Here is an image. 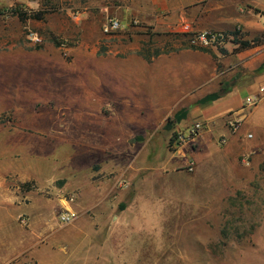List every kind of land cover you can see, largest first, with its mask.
Returning <instances> with one entry per match:
<instances>
[{
  "label": "rangeland",
  "instance_id": "1",
  "mask_svg": "<svg viewBox=\"0 0 264 264\" xmlns=\"http://www.w3.org/2000/svg\"><path fill=\"white\" fill-rule=\"evenodd\" d=\"M229 3L38 0L28 10L0 0V183L15 203L73 196L131 219L119 227L122 251L105 250L103 264H264V158L216 153L192 172L173 168L176 112L155 111L168 102L177 55L231 43L194 40L224 32ZM110 17L121 28L104 34ZM105 126L125 137L104 142ZM74 157L86 158L82 168Z\"/></svg>",
  "mask_w": 264,
  "mask_h": 264
},
{
  "label": "crops",
  "instance_id": "2",
  "mask_svg": "<svg viewBox=\"0 0 264 264\" xmlns=\"http://www.w3.org/2000/svg\"><path fill=\"white\" fill-rule=\"evenodd\" d=\"M229 6L231 13L219 14V30L240 27L243 39L248 40L264 31V0H230ZM161 11L164 9H157ZM233 48L232 43L225 44L224 54L215 50L212 54L184 50L177 55L181 58L177 70L178 65L174 64L166 68L174 69V81L168 85L166 107H155V111L176 112L173 135L195 122L203 125L193 144L171 157L173 168L180 169L193 155L195 166L201 162L200 157L212 158L216 153L222 156L228 153L235 162L244 156H252V160L264 158V97L255 106L244 103L245 98L258 96L259 87L264 85V47L237 53H232ZM176 78L185 81L182 83ZM220 90L223 94L215 97ZM153 96L152 102H155L160 92ZM103 135L104 142H119L125 137L123 127L113 126H105ZM73 160V169L82 168L80 165L86 158L74 157L69 162ZM31 165L26 161L21 167L37 168ZM9 192V186L0 183V264H103L107 260L105 250H112L114 255L119 249L122 251V244L118 242L122 237L119 227L132 223L123 214L111 215L109 208L104 213L106 206L101 212L98 209L101 203L92 200L79 205L58 198L44 199L36 206L18 205ZM64 208L78 213L70 225L58 222V213ZM86 210H94L95 218L87 216ZM22 215L28 217L25 216L26 228L17 222ZM8 218L12 220L10 230H7Z\"/></svg>",
  "mask_w": 264,
  "mask_h": 264
},
{
  "label": "built area",
  "instance_id": "3",
  "mask_svg": "<svg viewBox=\"0 0 264 264\" xmlns=\"http://www.w3.org/2000/svg\"><path fill=\"white\" fill-rule=\"evenodd\" d=\"M17 6L28 8V10H31L32 6L36 4L38 0H14ZM121 28L120 22L115 18H107L105 22L102 25V32L104 34H110L113 32L118 31ZM223 34L222 33H201L197 37H195V41H199L203 44H214L222 42L223 40ZM28 39L31 41L40 42V38L37 37L35 34L31 33L28 35ZM264 97V85L260 86L258 89V96L253 97L249 96L245 98L244 103L245 105L251 107L255 106L262 98ZM233 129L236 128L234 124L231 125ZM203 129V125L201 122H195L192 125H190L185 131L183 132H176L172 136L171 141V147L175 151H180L184 149L186 146L192 145L193 142L197 139L200 132ZM251 137V136H248ZM223 142V141H222ZM244 164L248 165V162L243 161ZM185 168L188 172H192L194 169V162L190 159L187 160L185 163ZM67 203H74V197L71 196L68 199H66ZM78 217V213L73 211L69 208H64L58 213V222L60 225H70L76 218ZM20 223L23 226L28 225L27 218L23 217L20 219Z\"/></svg>",
  "mask_w": 264,
  "mask_h": 264
},
{
  "label": "trees",
  "instance_id": "4",
  "mask_svg": "<svg viewBox=\"0 0 264 264\" xmlns=\"http://www.w3.org/2000/svg\"><path fill=\"white\" fill-rule=\"evenodd\" d=\"M223 41L229 40L230 42L233 44L234 48L232 50V53H237V52H241L247 49H251L254 47H258V46H263L264 47V31L252 38V39H243V33H241V29L240 27H236L234 30L232 31H224L223 33ZM188 48V46H186ZM193 49H196L195 47H190ZM200 50V49H197ZM201 51H205L203 49H201ZM206 52V51H205ZM221 53H225V51L223 49L220 50ZM148 61V58L145 59ZM223 90H220L215 97L220 96L221 94H223ZM172 138L170 139V144H171Z\"/></svg>",
  "mask_w": 264,
  "mask_h": 264
}]
</instances>
